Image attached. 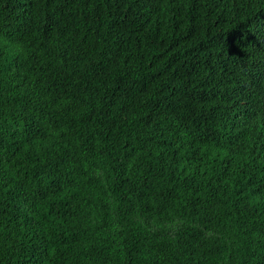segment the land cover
Wrapping results in <instances>:
<instances>
[{
    "label": "trees",
    "instance_id": "trees-1",
    "mask_svg": "<svg viewBox=\"0 0 264 264\" xmlns=\"http://www.w3.org/2000/svg\"><path fill=\"white\" fill-rule=\"evenodd\" d=\"M0 264H264V0H0Z\"/></svg>",
    "mask_w": 264,
    "mask_h": 264
}]
</instances>
